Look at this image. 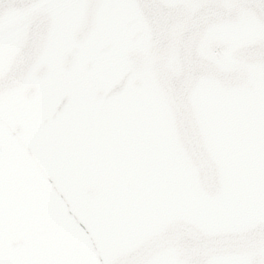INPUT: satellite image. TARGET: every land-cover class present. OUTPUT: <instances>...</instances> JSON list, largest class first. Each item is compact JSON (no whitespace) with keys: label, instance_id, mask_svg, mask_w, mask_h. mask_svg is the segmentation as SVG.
<instances>
[{"label":"snow or ice","instance_id":"snow-or-ice-1","mask_svg":"<svg viewBox=\"0 0 264 264\" xmlns=\"http://www.w3.org/2000/svg\"><path fill=\"white\" fill-rule=\"evenodd\" d=\"M0 264H264V0H0Z\"/></svg>","mask_w":264,"mask_h":264}]
</instances>
